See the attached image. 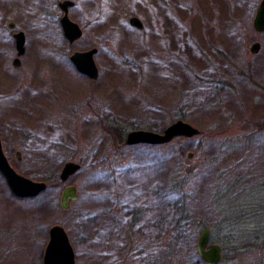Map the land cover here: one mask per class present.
Wrapping results in <instances>:
<instances>
[{"label":"rangeland","instance_id":"obj_1","mask_svg":"<svg viewBox=\"0 0 264 264\" xmlns=\"http://www.w3.org/2000/svg\"><path fill=\"white\" fill-rule=\"evenodd\" d=\"M59 1L0 0V136L14 169L47 183L18 197L0 173V264H43L55 224L77 264H205L206 227L211 243L243 244L236 234L264 217V129L254 126L264 122V32L253 26L261 0H75L69 16L83 35L74 42ZM11 21L26 36L17 67L3 37ZM93 47L95 80L70 59ZM178 119L200 134L118 147L101 128L162 133ZM68 161L81 167L62 181ZM67 185L78 199L64 209ZM232 206L247 217L231 230ZM233 253L220 264H264Z\"/></svg>","mask_w":264,"mask_h":264},{"label":"water","instance_id":"obj_2","mask_svg":"<svg viewBox=\"0 0 264 264\" xmlns=\"http://www.w3.org/2000/svg\"><path fill=\"white\" fill-rule=\"evenodd\" d=\"M72 5L71 1H64L61 3V7L65 12L61 19L64 35L69 42H74L82 35V29L76 22L72 21L68 17V7ZM130 23L137 28H142L143 23L137 16H133L130 19ZM254 28L257 32L264 31V0H261L254 17ZM17 47L19 55L25 51V36L23 32H19L16 35ZM260 47L259 42H254L250 47L251 53H256ZM97 52V48H91L84 51L74 52L70 59L75 65L76 69L87 75L90 78H97L98 67L95 62L94 55ZM14 65H20L19 58L14 60ZM200 134V130L193 126L191 123L182 119H178L168 127H166L162 133L152 130H132L127 133L125 137V145H135L140 143L146 144H165L172 141L177 137H193ZM19 156V153H17ZM192 154L189 153V156ZM81 165L74 161H68L63 166L60 174L62 181H67L73 174H75ZM0 171L4 174L12 192L20 197H34L47 189V183L42 181H34L26 176L18 173L14 167L10 164L7 156L2 148L0 139ZM78 199L77 188L74 185H67L64 188L61 206L64 209L70 207L71 202ZM211 229L205 228L202 230L198 243L197 252L200 258L206 264H220L223 261V249L218 243H211ZM43 264H77L76 253L70 238L65 228L60 224L51 226L49 230V240L43 255Z\"/></svg>","mask_w":264,"mask_h":264},{"label":"trees","instance_id":"obj_3","mask_svg":"<svg viewBox=\"0 0 264 264\" xmlns=\"http://www.w3.org/2000/svg\"><path fill=\"white\" fill-rule=\"evenodd\" d=\"M254 126L256 127V129H264V122H255ZM101 128L106 131L107 133H113L114 135L112 136V140L114 144L123 142L125 140V130L121 131L120 128H117L116 125L113 126L111 124H108L107 122H105V124L101 125ZM235 181H232V183ZM227 190L230 192L231 190H229V188L225 189V192H227ZM226 195H224V193L220 194V198H223L225 196H227V193H225ZM229 197V196H228ZM232 198V197H231ZM261 204V208L260 210L263 211L264 208V202H260ZM230 216H228V218L225 219L224 222L227 223L229 227V229L232 230V228L237 226V223L241 222L244 218L246 217H242L245 214L242 213H238V210L236 209L235 206L230 207ZM236 214V215H235ZM250 216H256L253 212L251 214H249ZM200 223V221H199ZM218 226V225H217ZM216 225L211 226L213 231H216ZM208 228V227H206ZM211 234H212V230H211ZM182 235V233L178 234V236ZM236 236H239V240L242 242H244L241 245L238 246H234V247H227V245L229 244L228 241H226V243H222V248L224 249L225 255L224 258L226 259V255L228 254V250H230L231 252L233 251V256L232 258L238 256V255H242V254H256L257 257H261L262 259L264 258V217L259 221H256V226L252 228V231H246L245 229H243V232L241 235L236 234ZM238 244V243H237ZM233 248V249H232ZM198 253V252H197ZM246 254V255H247ZM224 260V259H223Z\"/></svg>","mask_w":264,"mask_h":264},{"label":"flooded vegetation","instance_id":"obj_4","mask_svg":"<svg viewBox=\"0 0 264 264\" xmlns=\"http://www.w3.org/2000/svg\"><path fill=\"white\" fill-rule=\"evenodd\" d=\"M64 1H71L72 2V5H70L69 7H68V17L70 18V16H69V10L72 8V7H74L75 6V0H60L59 2H58V6H59V8H60V10H61V12H62V16H61V18H60V23H61V25H62V22H61V19H62V17L64 16V14H65V12L63 11V9H62V7H61V3L62 2H64ZM132 18V17H131ZM130 18V19H131ZM71 19V18H70ZM2 20H4V19H2ZM72 20V19H71ZM73 21V20H72ZM1 22V21H0ZM3 23H5L4 21H2ZM75 22V21H74ZM253 22H254V20H253ZM77 23V22H76ZM78 24V23H77ZM131 24V23H130ZM132 25V24H131ZM80 26V25H79ZM253 26H254V24H253ZM81 27V26H80ZM63 28V27H62ZM143 28V27H142ZM142 28H139V29H142ZM2 29V28H1ZM7 29H8V32H7V34L6 35H4L3 37H4V39L7 41V42H10L9 40H7V38H6V36L8 35L10 38L12 37V40H13V43H14V47H15V57H14V59H13V65H14V60L16 59V58H19V61H20V64H21V57L26 53V51H27V48H26V36H25V43H24V46H25V51H24V53L23 54H21V55H19V50H18V47H17V38H16V35L19 33V32H23L22 30H20V29H17L16 28V24L14 23V22H8L7 23ZM6 29V30H7ZM81 29H82V35H83V28L81 27ZM255 29V28H254ZM3 31H6L5 29H2ZM2 30H1V32H2ZM64 32V31H63ZM264 32V31H263ZM24 33V32H23ZM25 34V33H24ZM1 35H2V33H1ZM82 35H81V37H82ZM80 37V38H81ZM79 38V39H80ZM78 40V39H77ZM93 48H96V47H93ZM3 51V54H5L6 53V49H4V50H2ZM97 52H98V48H97ZM96 52V53H97ZM95 53V54H96ZM95 56V55H94ZM96 62V61H95ZM15 66V65H14ZM15 67H17V66H15ZM82 74V73H81ZM83 75H85V74H83ZM85 76H87V75H85ZM98 76H99V69H98ZM98 76H97V78H98ZM88 77V76H87ZM88 78H90V77H88ZM97 78H95V79H97ZM90 79H92V80H95V79H93V78H90ZM0 139H1V136H0ZM125 141V140H124ZM124 141H123V143H121V144H119L118 145V147H121V146H123L124 145ZM1 144H2V148H3V150H4V147H3V143H2V139H1ZM4 153H5V151H4ZM17 153H19V152H17ZM6 155V154H5ZM7 156V155H6ZM16 156H18V155H16ZM8 158V157H7ZM9 160V159H8ZM0 173L4 176V174L0 171ZM5 177V176H4ZM6 179V178H5ZM7 181V180H6ZM35 181V180H34ZM8 183V182H7ZM9 185V184H8ZM10 187V186H9ZM11 189V188H10ZM12 191V190H11ZM17 196V195H16ZM18 197H20V196H18Z\"/></svg>","mask_w":264,"mask_h":264}]
</instances>
